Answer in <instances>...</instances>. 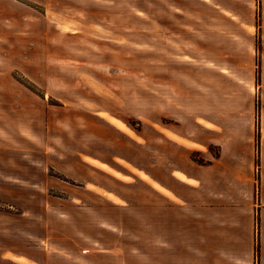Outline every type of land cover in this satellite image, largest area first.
Here are the masks:
<instances>
[{
  "label": "rangeland",
  "instance_id": "obj_1",
  "mask_svg": "<svg viewBox=\"0 0 264 264\" xmlns=\"http://www.w3.org/2000/svg\"><path fill=\"white\" fill-rule=\"evenodd\" d=\"M210 10L0 0V264H178L155 248L162 176L176 159L207 160L195 143L211 111L262 107L261 61L249 69L236 51L223 65L230 36L217 48L216 34L243 24L259 48L263 20L202 18Z\"/></svg>",
  "mask_w": 264,
  "mask_h": 264
},
{
  "label": "crops",
  "instance_id": "obj_2",
  "mask_svg": "<svg viewBox=\"0 0 264 264\" xmlns=\"http://www.w3.org/2000/svg\"><path fill=\"white\" fill-rule=\"evenodd\" d=\"M199 3L206 10L211 9L202 15L206 20H263L259 48L256 32L243 24L233 29V35L216 34L217 48L225 37L231 38L223 44L228 45L225 52H231L232 59L224 60L223 65L235 60L236 51L247 54L249 69L256 57L261 61L262 107L211 111L216 117L215 124L195 143L208 162L176 159L175 169L170 168L167 177L162 176L171 190L167 203L155 204L153 218L158 226L155 248L159 259L160 244L167 246L162 253L168 259L174 255L178 264H264V0L259 5L257 0H199ZM235 35L252 43H240ZM249 72L241 71V75L253 80ZM213 146L218 147V154Z\"/></svg>",
  "mask_w": 264,
  "mask_h": 264
},
{
  "label": "trees",
  "instance_id": "obj_3",
  "mask_svg": "<svg viewBox=\"0 0 264 264\" xmlns=\"http://www.w3.org/2000/svg\"><path fill=\"white\" fill-rule=\"evenodd\" d=\"M259 143H260V135H257V145H259ZM207 162L208 161L205 159H202L199 161V163H203V164H206ZM257 164H259V160L257 161ZM259 253H260V248H259V245H257V249H256L257 258H259Z\"/></svg>",
  "mask_w": 264,
  "mask_h": 264
},
{
  "label": "bare ground",
  "instance_id": "obj_4",
  "mask_svg": "<svg viewBox=\"0 0 264 264\" xmlns=\"http://www.w3.org/2000/svg\"><path fill=\"white\" fill-rule=\"evenodd\" d=\"M90 82L94 85V86H96L98 89H100V90H102V91H105L106 93H108V94H110L111 95V93L108 91V90H105L103 87H101L98 83H96L94 80H91L90 79Z\"/></svg>",
  "mask_w": 264,
  "mask_h": 264
}]
</instances>
